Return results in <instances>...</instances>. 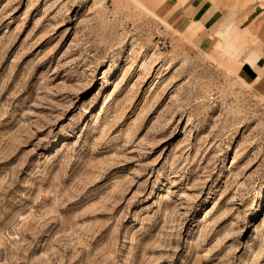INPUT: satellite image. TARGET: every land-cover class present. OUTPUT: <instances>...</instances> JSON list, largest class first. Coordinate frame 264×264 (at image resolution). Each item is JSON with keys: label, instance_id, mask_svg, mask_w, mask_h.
Wrapping results in <instances>:
<instances>
[{"label": "rangeland", "instance_id": "374dc122", "mask_svg": "<svg viewBox=\"0 0 264 264\" xmlns=\"http://www.w3.org/2000/svg\"><path fill=\"white\" fill-rule=\"evenodd\" d=\"M184 1L0 0V264H264V85Z\"/></svg>", "mask_w": 264, "mask_h": 264}, {"label": "crops", "instance_id": "0c3cea01", "mask_svg": "<svg viewBox=\"0 0 264 264\" xmlns=\"http://www.w3.org/2000/svg\"><path fill=\"white\" fill-rule=\"evenodd\" d=\"M253 3L250 0H185L184 15L174 19L173 25L182 26L183 30L198 22L199 29L194 36L201 47L206 50L217 45L215 48L221 57L239 60L238 69L245 80L264 85V2L252 6ZM175 5L173 2L172 11ZM244 7L250 9L246 14H243ZM239 12L242 13L240 22L236 20Z\"/></svg>", "mask_w": 264, "mask_h": 264}, {"label": "built area", "instance_id": "2783aa9c", "mask_svg": "<svg viewBox=\"0 0 264 264\" xmlns=\"http://www.w3.org/2000/svg\"><path fill=\"white\" fill-rule=\"evenodd\" d=\"M157 42H158L159 44H161L162 46H166V42L163 41V40H160V39H159ZM223 105H226V102H224Z\"/></svg>", "mask_w": 264, "mask_h": 264}]
</instances>
